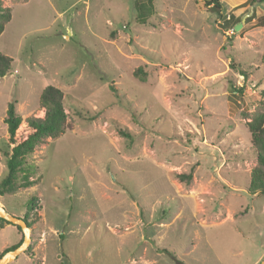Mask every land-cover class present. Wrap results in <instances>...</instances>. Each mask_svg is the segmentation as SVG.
Segmentation results:
<instances>
[{"label":"rangeland","instance_id":"374dc122","mask_svg":"<svg viewBox=\"0 0 264 264\" xmlns=\"http://www.w3.org/2000/svg\"><path fill=\"white\" fill-rule=\"evenodd\" d=\"M205 1L153 0L143 24L134 0H0L12 15L0 51L13 60L0 78V181L11 101L35 115L55 85L69 126L28 158L36 184L0 194L32 224L28 248L8 264L264 258L247 125V114L264 111V2L220 0L219 14ZM20 238L0 225V253Z\"/></svg>","mask_w":264,"mask_h":264},{"label":"trees","instance_id":"16d2710c","mask_svg":"<svg viewBox=\"0 0 264 264\" xmlns=\"http://www.w3.org/2000/svg\"><path fill=\"white\" fill-rule=\"evenodd\" d=\"M142 1V2H141ZM134 0V8L138 14L137 21L147 23L150 16L156 9L153 0ZM255 0H248L246 3H254ZM143 2H147L148 8ZM264 2V0H259ZM207 8L221 14L220 0H207L204 2ZM1 6V4H0ZM145 10V11H143ZM12 18L11 9L4 8L0 11V34L3 33L5 23ZM231 18V17H230ZM12 58L0 51V78L4 77L12 67ZM142 80H145V72L142 68L135 72ZM243 90L244 87H240ZM264 97V91H263ZM248 128L251 133V143L256 152L257 163L251 170L248 191L250 194L264 195V111H256L253 115L247 114ZM68 113L65 107V92L55 86H46L41 93L40 109L35 115L24 116L17 112L15 101L8 104L4 122L7 124L8 135L6 137L8 149L5 151L7 172L0 181V194L16 191L19 188H28L37 183L34 177L37 169L35 164L28 162V158L35 151L37 146L45 142L49 137L56 138L68 128ZM122 136L131 137V134L123 129H119ZM184 181H191V173L179 174ZM33 197L31 201H34ZM31 228L32 224L28 217L23 218ZM11 224L6 219L0 217V225ZM20 240L0 253V258L9 250L15 249L23 242V232Z\"/></svg>","mask_w":264,"mask_h":264},{"label":"water","instance_id":"95a60500","mask_svg":"<svg viewBox=\"0 0 264 264\" xmlns=\"http://www.w3.org/2000/svg\"><path fill=\"white\" fill-rule=\"evenodd\" d=\"M242 26V22L237 23L234 28L235 30L240 29ZM0 217L6 219L11 224L15 226H19L23 232V242L17 246L15 249L9 250L3 254L0 258V264H8L15 260L23 251H25L31 241V228L28 226L27 222L16 215L10 214L6 211L4 206L0 205ZM264 264V258L258 263Z\"/></svg>","mask_w":264,"mask_h":264}]
</instances>
